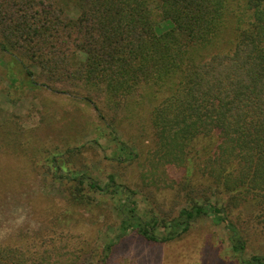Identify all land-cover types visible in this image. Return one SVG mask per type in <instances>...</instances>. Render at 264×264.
Here are the masks:
<instances>
[{
	"label": "trees",
	"instance_id": "trees-1",
	"mask_svg": "<svg viewBox=\"0 0 264 264\" xmlns=\"http://www.w3.org/2000/svg\"><path fill=\"white\" fill-rule=\"evenodd\" d=\"M66 1L0 0V52L11 55L6 76L13 87L42 84L71 93L56 86L74 89L85 82L104 89L118 105L121 95L141 91L143 83L163 81V88L168 80L171 96L155 117L157 128L168 122L160 130L161 146L180 147L187 158L188 143L210 136L191 150L200 162L209 157L205 168L215 177L217 200L211 195L194 201L170 220L155 214L146 219L131 198L134 192L111 176L116 189L130 195L119 209L116 238L136 231L148 241L172 243L196 221L209 218L225 229L241 264H264L262 254L244 257L253 226L264 230V0H159L161 19L169 24L162 32L149 0H71L80 13L68 21ZM226 35L231 47L212 53ZM77 52L86 56L80 64L72 61ZM26 59L47 64L45 81L36 79ZM91 93L83 98L114 130L115 121L106 119ZM47 161L57 179L88 181L94 191H111L112 186L68 168L60 155ZM244 214L250 224L242 221Z\"/></svg>",
	"mask_w": 264,
	"mask_h": 264
},
{
	"label": "rangeland",
	"instance_id": "rangeland-1",
	"mask_svg": "<svg viewBox=\"0 0 264 264\" xmlns=\"http://www.w3.org/2000/svg\"><path fill=\"white\" fill-rule=\"evenodd\" d=\"M149 1L159 31L167 30L169 24L159 14L160 1ZM66 3L64 19L77 18L78 5ZM220 41L212 53L231 47L229 35ZM85 57L77 52L72 61L80 64ZM11 60V55L0 52V264H241L225 229L209 218L196 221L172 243H154L136 231L116 238L122 219L119 209L130 195L116 189L111 176L134 192L131 198L146 219L155 214L170 220L194 201L211 195L217 200L215 177L210 167L205 168L209 157L200 162L196 150H191L204 146L210 136L188 143L187 158L179 153L180 147L175 151L161 146L160 130L168 122L157 128L155 117L162 101L171 96L168 80L163 88V81L145 82L141 91L121 95L117 105L104 89L85 82L74 89L69 84L56 86L71 93L42 84L17 89L6 76ZM26 61L36 79L45 81L44 75H50L45 62ZM87 93L106 119L115 121V131L83 98ZM53 154L60 155L68 168L112 186L110 193L92 190L88 181L55 178L47 161ZM243 208L240 205L235 213L240 216ZM242 217L250 222L249 216ZM253 229L245 258L264 255V230ZM157 232L164 234L162 228Z\"/></svg>",
	"mask_w": 264,
	"mask_h": 264
}]
</instances>
